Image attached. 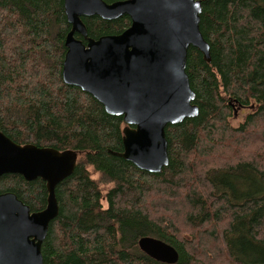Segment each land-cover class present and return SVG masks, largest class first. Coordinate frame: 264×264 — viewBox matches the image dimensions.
<instances>
[{"label": "trees", "instance_id": "obj_1", "mask_svg": "<svg viewBox=\"0 0 264 264\" xmlns=\"http://www.w3.org/2000/svg\"><path fill=\"white\" fill-rule=\"evenodd\" d=\"M200 2L210 61L190 46L186 63L199 113L166 125L169 163L150 173L111 153L123 150L122 116L63 81V0H0V130L77 153L55 186L43 264H264V0ZM82 21L92 38L130 25L127 15ZM236 105L251 112L233 125ZM2 192L31 211L47 204L41 178L2 174ZM143 236L173 246L177 260L148 256Z\"/></svg>", "mask_w": 264, "mask_h": 264}, {"label": "water", "instance_id": "obj_2", "mask_svg": "<svg viewBox=\"0 0 264 264\" xmlns=\"http://www.w3.org/2000/svg\"><path fill=\"white\" fill-rule=\"evenodd\" d=\"M63 6L70 24L63 81L93 96L107 114L122 116L123 150L113 155L141 170L161 172L169 163L166 125L199 113L186 63L190 46L210 61L199 28L200 0H63ZM94 15L106 20L127 15L130 25L92 38L82 17ZM76 157L72 150L17 144L0 130V175L41 178L48 193L39 211H31L13 192L0 193V264H43L42 242L59 209L55 186L74 171ZM138 246L165 263L178 257L173 246L155 237L139 238Z\"/></svg>", "mask_w": 264, "mask_h": 264}, {"label": "rangeland", "instance_id": "obj_3", "mask_svg": "<svg viewBox=\"0 0 264 264\" xmlns=\"http://www.w3.org/2000/svg\"><path fill=\"white\" fill-rule=\"evenodd\" d=\"M234 112L232 117L230 118V122L233 125H237L238 123H240L241 121H243V119L245 118L246 114L251 112V108H240L239 106H234ZM94 177H96V175H94Z\"/></svg>", "mask_w": 264, "mask_h": 264}]
</instances>
